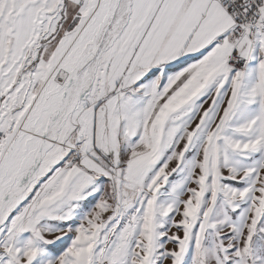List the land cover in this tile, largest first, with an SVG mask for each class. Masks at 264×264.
<instances>
[{
    "label": "snow or ice",
    "instance_id": "obj_1",
    "mask_svg": "<svg viewBox=\"0 0 264 264\" xmlns=\"http://www.w3.org/2000/svg\"><path fill=\"white\" fill-rule=\"evenodd\" d=\"M0 264H264V0H0Z\"/></svg>",
    "mask_w": 264,
    "mask_h": 264
}]
</instances>
